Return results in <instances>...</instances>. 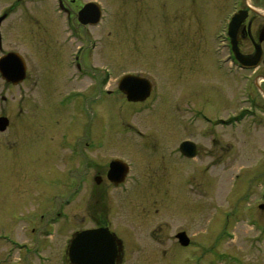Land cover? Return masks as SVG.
Here are the masks:
<instances>
[{
	"label": "rangeland",
	"instance_id": "rangeland-1",
	"mask_svg": "<svg viewBox=\"0 0 264 264\" xmlns=\"http://www.w3.org/2000/svg\"><path fill=\"white\" fill-rule=\"evenodd\" d=\"M100 1L109 6L110 0ZM219 8L218 0H116V12L111 9L105 24L96 30L99 47L88 57V64L101 70L94 85L66 67L69 56L60 66L48 59L49 66H59L57 75L54 67L44 68L47 64L40 53L31 56L21 45V54L31 61L32 81L38 83L37 95L32 97L37 100V133L33 135L38 139L32 146L33 141L21 133L12 140L11 151L0 145V159H5V165H0V264H71L67 252L72 241L81 230L98 225L108 226L119 239L117 264H264V252H256L249 242L256 235L253 230L259 228L246 220L254 214L264 225V212L258 208L262 189L258 179H264V165L258 164L264 157V129L260 131L250 121L233 128L216 127L213 137L229 143L228 155L205 141L211 125L205 123L204 116L208 112L219 116L229 105L211 106L214 88L201 66L202 59L208 57L186 50L191 32L197 34L202 46L210 25L206 11L214 13ZM193 13L196 20L190 15ZM176 15L185 17L180 33ZM53 45L47 49L52 58L60 50ZM109 66L114 74L103 72ZM128 74L151 83L150 101L130 103L119 92V82ZM70 89L85 92L88 110L93 107L85 114L89 118L84 119L85 125L80 117L73 118L72 108L58 111L59 121L55 118L53 103L57 105ZM107 92H112V97ZM99 93L100 105L94 106L90 99ZM4 96L9 100L19 97L11 89L5 90ZM23 116L29 117L27 113L20 118ZM75 124L79 126L71 132ZM76 129L93 132L103 147L89 155L100 164L103 182L100 186L92 182L79 200L75 181L71 183V178L79 175L74 173L65 180V168L59 163L68 152L57 149L62 134L67 133L72 141L77 138ZM41 131L58 132L49 135V142ZM3 137L0 135V140ZM186 140L198 147L197 160L187 161L178 152L174 154ZM44 143H51V152ZM207 150L214 153L213 163L222 156L226 168L210 167ZM32 155L37 156L35 162ZM116 158L131 166V181L111 190L103 167ZM69 169L71 174V166ZM136 178L141 180L138 185ZM67 201L70 205L66 208ZM58 213L67 216L57 217ZM53 219L55 223H51ZM155 229L159 244L150 237ZM224 230L237 241L214 250ZM46 232L53 235L48 237ZM181 232L191 239L190 248L180 246L177 234ZM1 239L15 240L16 245Z\"/></svg>",
	"mask_w": 264,
	"mask_h": 264
},
{
	"label": "flooded vegetation",
	"instance_id": "flooded-vegetation-1",
	"mask_svg": "<svg viewBox=\"0 0 264 264\" xmlns=\"http://www.w3.org/2000/svg\"><path fill=\"white\" fill-rule=\"evenodd\" d=\"M93 3L94 5H98L102 11V19L97 25H94V21L96 20L95 10L89 7L92 10L89 9L85 12L88 5ZM108 3L110 7L100 0H0V120L2 121L0 135L4 136L0 140V145L7 146L8 150L11 151L13 149L11 146L12 140L19 138L21 133L27 135L24 139H29L30 142L33 141L32 146L37 144L38 136L33 135L37 133L35 132V122L36 119L38 120V116H35V102L37 100L32 97L34 95L36 97L37 95L36 89L38 83L32 81L33 77L30 71V66H32L31 61H28L21 54V45L30 52L31 56L40 53V57L47 64L43 65L44 68L54 67L53 71L55 72L53 74L56 73L57 75L62 59L69 56L66 64L68 69L74 71L76 75H82V79L85 77L90 79V85L98 84L95 81L93 82V80H96L95 76L101 70L99 68L96 71L97 67L90 66L88 64V57L90 51H94L99 47V38L96 30L105 24L111 15V9L116 12V0H110ZM218 3L221 5V8L216 9L214 13L209 10L206 11L207 16L210 14V25L208 34H203L202 46L197 43V34L191 32L190 38L188 37V48L185 49L191 55L198 51L201 56L206 54L208 57L207 61L202 59L201 66H203L202 69L209 75L211 85L214 88V100H210L214 105L210 103L211 106L217 107L219 104L229 105V107L219 111V116L211 115L208 112L206 120L211 123V133H208L206 137L204 136L205 141L210 142L211 146H219L228 155L229 143L213 137V131L219 125H213L217 119L221 118L226 123L224 126L226 128H233L245 121H250L254 127L260 128V131H262V128L264 129V0H218ZM179 8H175L178 13H180ZM193 14L190 15L196 20L195 13ZM184 18L176 15L178 33H180L181 29L180 22ZM53 43L60 50H56V54L52 58L47 54V49L49 50L51 46H54ZM182 44L180 43V47ZM44 51L46 52L44 53ZM50 58L54 62H58L59 66H49L48 59ZM195 61L200 62L197 59ZM21 68H25L26 71V78L23 83H19L18 81L15 83L10 82L4 78L3 71L20 74ZM107 69L108 72L114 74L110 66L106 67L103 72L106 73ZM10 89L16 90V96L19 97L9 100L7 96H4L5 90ZM216 89H219L220 92L216 93ZM99 94L92 99L89 98L92 101V105L96 106L100 97ZM86 96L85 92L81 90H68L56 102L57 105L53 103L56 113L55 118L59 121L57 117L58 111H68L69 108H72L74 113L73 118L77 117L79 120L80 117L81 124L85 125L84 119H89L84 114L85 108L88 110L85 102ZM90 109L93 111V107ZM90 109L88 112H90ZM15 110H17L18 114L15 113ZM23 113H27L29 117L25 118L26 116H23L24 119H21L20 116ZM77 113L79 114L78 116ZM30 114H32L31 119ZM47 125L52 126L53 124L47 123ZM82 125H80V128ZM78 126L76 124L71 125L72 130L70 131L74 132L73 128H77ZM12 129H14V132H12ZM67 130H69V126L66 127L65 131ZM52 133L55 132L41 131V135L45 134L48 141L50 139L49 135ZM76 133L77 138L74 141L70 139L67 133L62 134L60 140L57 141L59 142L57 149L59 151L65 150L72 157H67L68 153L64 154L65 156L60 159L59 164L65 168V180L67 181L70 175L78 173V179L71 178V183L73 184L75 181L76 197L79 200L82 198L88 185L95 182L96 185L100 186L99 184L103 180L100 178L101 172L97 167L100 164L97 165L96 159L89 156L101 150L100 137L95 136L93 132H79L78 129H76ZM10 134L13 136H8ZM261 141H264V139H261ZM45 146L51 152V143L45 144ZM199 154L200 151L196 147L195 157L189 161L197 160ZM17 155L19 157L20 153H17ZM206 157L211 160L210 167L226 168L222 156L216 158L215 163H213L214 161L212 162L214 158L212 150L206 151ZM29 158L31 157L29 156ZM34 159H37L36 155H32V161L35 162ZM4 160L3 157L0 159L1 166L5 165ZM69 161L70 163H68ZM258 164L264 165V157L263 161ZM5 167H9V164L7 163ZM77 167L79 169H76ZM103 168H105L103 174L106 177L107 185L111 187V190H114V185L107 179L109 167ZM258 180L262 185V189L259 192L260 204L258 208L264 212V179L261 177ZM33 181L36 182V178H33ZM130 181L131 176L129 175L123 186H126ZM134 181V183L138 184L141 180H137L136 178ZM241 216L242 218H246L242 214ZM246 220L255 227L254 222L257 221L254 214H249ZM263 226L262 223H258L259 230H253L256 235L249 238V242L252 243L250 244L251 248L260 253L264 252ZM102 228H108L111 231L105 225H98L86 230ZM129 229L133 230L132 228ZM86 230H81V232ZM156 230L150 233V237L159 244L160 237H158ZM228 241L235 242L237 240H230L225 238L224 234H221L215 247L220 242L223 244ZM191 246L192 244L189 248ZM260 248L261 250H258Z\"/></svg>",
	"mask_w": 264,
	"mask_h": 264
},
{
	"label": "water",
	"instance_id": "water-1",
	"mask_svg": "<svg viewBox=\"0 0 264 264\" xmlns=\"http://www.w3.org/2000/svg\"><path fill=\"white\" fill-rule=\"evenodd\" d=\"M119 88L126 94L130 102L145 101L152 91V85L149 81L130 75L121 80ZM0 124H2L1 120ZM189 146V143H184L182 146L185 155H190ZM127 171L125 164L115 161L110 166L108 178L119 184L124 180ZM185 238V233L178 236L181 244L188 246L190 242ZM117 256L116 240L107 229L78 234L69 249V258L72 264H116Z\"/></svg>",
	"mask_w": 264,
	"mask_h": 264
}]
</instances>
